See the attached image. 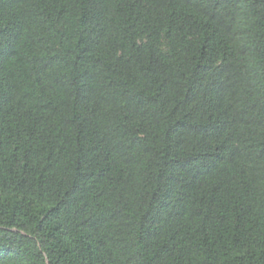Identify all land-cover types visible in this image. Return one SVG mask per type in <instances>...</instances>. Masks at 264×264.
<instances>
[{
  "label": "trees",
  "instance_id": "obj_1",
  "mask_svg": "<svg viewBox=\"0 0 264 264\" xmlns=\"http://www.w3.org/2000/svg\"><path fill=\"white\" fill-rule=\"evenodd\" d=\"M0 264H264V0H0Z\"/></svg>",
  "mask_w": 264,
  "mask_h": 264
}]
</instances>
